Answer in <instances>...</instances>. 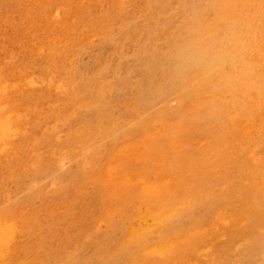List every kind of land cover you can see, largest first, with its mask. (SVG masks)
<instances>
[{"label":"bare ground","instance_id":"6f19581e","mask_svg":"<svg viewBox=\"0 0 264 264\" xmlns=\"http://www.w3.org/2000/svg\"><path fill=\"white\" fill-rule=\"evenodd\" d=\"M58 13L52 15L54 22ZM191 29L176 34L171 51L160 57L146 48L148 60L139 65L127 62L116 68L106 64L109 58L100 61L94 51L85 53L78 67L73 60L62 58L58 47L49 46L50 58L41 68L20 67L19 72L15 68V78L9 82L0 68V170L23 176L32 171L42 174L26 189L33 195L39 189H56L58 182L74 176L103 192L106 202L93 234L104 229L114 235L115 248L96 245L87 264H264V191L240 192L241 218L250 222L241 225L229 215L231 200L225 194L194 195L186 187L178 160L185 107L191 98L196 105L203 101L200 76H207L217 93L225 85L232 94L231 109L248 114L250 108L259 106L264 113V103L257 102L263 68L241 58L237 74L217 83L214 64L202 57L203 43L189 38ZM136 71L145 74L144 87L136 83L129 88L130 96L126 91L129 78L124 75L134 77ZM136 113L141 118H134ZM130 131L139 138L131 140ZM86 164L92 167L90 173L85 171ZM211 165L221 168L219 161ZM6 195L1 196L10 203L13 197ZM19 219L25 223V216ZM118 222L126 225L121 237L116 236ZM223 223L229 226L221 230L218 224ZM25 227L0 209V264H6L14 251L25 256L21 264H47L42 253L27 261L21 244L27 239ZM151 235L166 244V263L145 257L149 248V256L158 249L151 248L159 244ZM66 262L75 264L71 257Z\"/></svg>","mask_w":264,"mask_h":264},{"label":"rangeland","instance_id":"374dc122","mask_svg":"<svg viewBox=\"0 0 264 264\" xmlns=\"http://www.w3.org/2000/svg\"><path fill=\"white\" fill-rule=\"evenodd\" d=\"M56 13L60 17L54 22L51 18ZM188 28L191 29L190 40L203 43L202 57L214 64L218 76L215 81L236 75L241 58L263 68V86L257 102L264 103V0H0V68L7 82L15 78V68L17 72L20 67L41 68L50 58L49 46L58 47L56 50L61 57L73 60L78 67L85 53L94 51L99 53L100 61L106 62L109 58L106 64H114L116 68L127 62L139 65L148 60L146 48L160 57L171 51L174 36ZM200 34L203 37L198 40ZM72 42L74 46L70 47ZM41 48H45L42 53ZM136 73L134 77L124 75L129 78L130 86L126 91L130 96L129 88L133 89L136 83L144 87L141 82L145 74ZM200 77L203 101L196 105V99L191 98L192 102L185 107L187 117L179 136L181 174L187 175H183L184 183L194 195L225 194L231 200L229 215L239 224L248 225L250 222L241 218L242 206L237 200L242 191H264V113L259 106L250 108L248 114L231 109L233 98L225 85H220L221 91L217 93L209 85L207 76ZM126 98L124 96L121 103ZM172 103L170 105L175 106ZM137 114L130 117L141 118ZM128 137L139 138L134 131H130ZM216 161L221 163V168L211 165ZM84 168L88 173L92 170L88 164ZM67 169L72 172L71 167ZM37 175L36 171L23 176L19 172L0 170V209L13 222L20 223L22 229L26 225L27 239L21 244L28 253L27 261L42 253L47 257V264H67L70 257L75 264H87L96 253V245L115 248L114 235L104 229L100 234H93L106 202L100 189L74 176L58 182L56 189L49 187L46 192L39 189L38 195H33L26 189L42 174ZM1 195L10 198L12 195V203ZM21 216L26 218L24 224L23 219H19ZM228 226L218 224L221 230ZM125 232L126 225L116 223V236L121 237ZM108 236L110 238H106ZM154 241L160 244L155 238ZM159 244L151 246L158 248L152 256H149L150 248L145 251L148 257L144 256L166 263L168 248L166 244ZM12 255L6 264H21L25 259L17 251Z\"/></svg>","mask_w":264,"mask_h":264}]
</instances>
